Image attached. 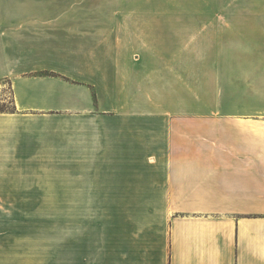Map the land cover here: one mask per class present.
<instances>
[{
  "label": "crops",
  "instance_id": "0c3cea01",
  "mask_svg": "<svg viewBox=\"0 0 264 264\" xmlns=\"http://www.w3.org/2000/svg\"><path fill=\"white\" fill-rule=\"evenodd\" d=\"M142 5L0 0V203L149 204L0 211V264H264V66L263 113L216 90L191 115L159 93L156 21L12 13Z\"/></svg>",
  "mask_w": 264,
  "mask_h": 264
},
{
  "label": "rangeland",
  "instance_id": "374dc122",
  "mask_svg": "<svg viewBox=\"0 0 264 264\" xmlns=\"http://www.w3.org/2000/svg\"><path fill=\"white\" fill-rule=\"evenodd\" d=\"M113 3L142 2V9L127 11H28L30 18H118L140 17L157 23L159 66H169L159 75V93H166L172 105L181 100L189 114H214L215 92L223 99L222 113L230 103L253 105L254 114L263 113L261 71L264 66V0H105ZM155 4V5H154ZM156 6L157 9H150ZM24 16V17H25ZM252 73L245 74L246 68ZM173 68V70H172ZM172 70V71H171ZM167 77L163 86L161 77ZM247 77L253 83H247ZM182 82V83H181ZM215 83L217 86H215ZM248 84V85H246ZM202 104H204L202 106ZM0 102V109L10 106ZM234 111L236 109L234 108ZM220 113V110L218 111ZM65 194V193H63ZM149 208V204L44 202L0 203V211H108Z\"/></svg>",
  "mask_w": 264,
  "mask_h": 264
}]
</instances>
